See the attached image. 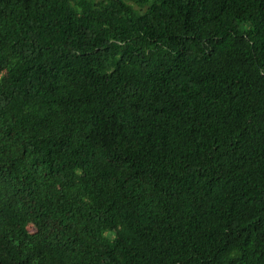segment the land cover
Masks as SVG:
<instances>
[{
	"label": "trees",
	"instance_id": "obj_1",
	"mask_svg": "<svg viewBox=\"0 0 264 264\" xmlns=\"http://www.w3.org/2000/svg\"><path fill=\"white\" fill-rule=\"evenodd\" d=\"M0 264H264V0H0Z\"/></svg>",
	"mask_w": 264,
	"mask_h": 264
}]
</instances>
